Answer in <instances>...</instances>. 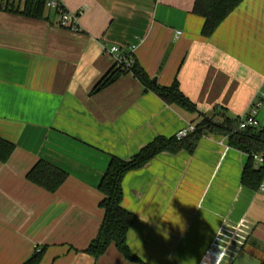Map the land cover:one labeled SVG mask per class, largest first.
I'll use <instances>...</instances> for the list:
<instances>
[{
	"label": "crops",
	"instance_id": "crops-1",
	"mask_svg": "<svg viewBox=\"0 0 264 264\" xmlns=\"http://www.w3.org/2000/svg\"><path fill=\"white\" fill-rule=\"evenodd\" d=\"M59 1L75 30L52 12L37 20L0 11V137L16 145L0 163V264H23L36 247H47L41 264H140L114 244L97 261L82 253L103 220L99 183L112 156L130 159L197 116L132 73L92 93L113 66L105 49L136 45L134 59L157 85L176 80L202 113L242 118L264 93V0H245L209 38L195 0ZM258 119L264 128V102ZM227 141L202 136L193 153H161L125 176L133 256L264 264V192L243 187L247 156ZM40 160L68 174L55 193L26 179Z\"/></svg>",
	"mask_w": 264,
	"mask_h": 264
},
{
	"label": "trees",
	"instance_id": "trees-1",
	"mask_svg": "<svg viewBox=\"0 0 264 264\" xmlns=\"http://www.w3.org/2000/svg\"><path fill=\"white\" fill-rule=\"evenodd\" d=\"M244 1L195 0L193 14L204 20L202 36L211 37L219 25ZM61 9L48 11L45 0H27L22 4L16 0H0V11L37 20H47L48 12H52L58 19ZM56 24L59 26L58 21ZM124 66L117 67L113 64L105 76L94 86L92 93L101 92L122 75L132 73L147 90L154 92L165 103L176 105L197 116V121L194 123L195 132L185 139L178 140L175 136L170 138L158 136L143 146L130 159L124 160L112 156L99 183L98 190L102 195L99 208L103 210V220L96 237L82 253L97 261L109 246L114 244L126 259L146 264L132 255L127 244L128 232L135 220V215L123 207V180L125 176L129 172L143 168L161 153L175 154L183 150L193 153L202 136L215 134L226 137L231 148L247 156L241 182L243 187L251 191H258L264 179V171L254 169L252 155L264 153V128L247 127L240 129V117L221 116L219 118L218 114L208 116L199 111L196 104L185 96L176 80L169 87L159 86L153 83V80L136 59H133V64L129 69L123 68ZM261 102L263 105L264 99H261ZM15 149L16 145L12 141L0 137V163H7ZM26 179L32 185L48 193H55L67 181L68 174L48 162L40 160L27 173ZM46 250L47 247H36L32 255L23 264H41Z\"/></svg>",
	"mask_w": 264,
	"mask_h": 264
},
{
	"label": "built area",
	"instance_id": "built-area-1",
	"mask_svg": "<svg viewBox=\"0 0 264 264\" xmlns=\"http://www.w3.org/2000/svg\"><path fill=\"white\" fill-rule=\"evenodd\" d=\"M21 4L26 2L27 0H16ZM46 1V9L48 11H56L59 8H62L58 14V22L61 28L65 29H76V19L75 16L71 13L67 12L63 6L61 5L59 0H45ZM181 31H176L175 36L178 39L181 36ZM136 45H131L126 49H123L119 46H112L109 49H105V52L113 59V64L117 67L125 65L123 68L129 69L133 64V54L132 52L135 50ZM261 99H264V93H260L257 97V100L253 101L250 105L249 110L243 115L241 118L240 129H246L247 127H259V111L262 107ZM196 130L195 125L189 124L186 128L179 130L176 134V138L178 140L185 139L189 137ZM253 165L254 169L259 170L262 169L264 171V153L253 154ZM259 191L264 192V179L259 186Z\"/></svg>",
	"mask_w": 264,
	"mask_h": 264
},
{
	"label": "water",
	"instance_id": "water-1",
	"mask_svg": "<svg viewBox=\"0 0 264 264\" xmlns=\"http://www.w3.org/2000/svg\"><path fill=\"white\" fill-rule=\"evenodd\" d=\"M153 83L156 84L157 83V80L156 79H153Z\"/></svg>",
	"mask_w": 264,
	"mask_h": 264
},
{
	"label": "bare ground",
	"instance_id": "bare-ground-1",
	"mask_svg": "<svg viewBox=\"0 0 264 264\" xmlns=\"http://www.w3.org/2000/svg\"><path fill=\"white\" fill-rule=\"evenodd\" d=\"M190 124H192V123H190ZM194 125V124H193ZM188 126V125H187ZM258 128V127H257Z\"/></svg>",
	"mask_w": 264,
	"mask_h": 264
}]
</instances>
